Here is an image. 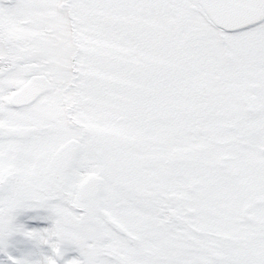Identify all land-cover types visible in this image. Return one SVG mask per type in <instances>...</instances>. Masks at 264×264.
I'll use <instances>...</instances> for the list:
<instances>
[{
    "label": "snow or ice",
    "instance_id": "1",
    "mask_svg": "<svg viewBox=\"0 0 264 264\" xmlns=\"http://www.w3.org/2000/svg\"><path fill=\"white\" fill-rule=\"evenodd\" d=\"M0 264H264V0H0Z\"/></svg>",
    "mask_w": 264,
    "mask_h": 264
}]
</instances>
